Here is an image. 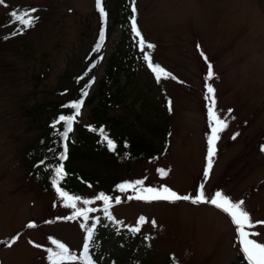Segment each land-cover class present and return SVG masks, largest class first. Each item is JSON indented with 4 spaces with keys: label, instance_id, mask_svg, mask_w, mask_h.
<instances>
[{
    "label": "rangeland",
    "instance_id": "374dc122",
    "mask_svg": "<svg viewBox=\"0 0 264 264\" xmlns=\"http://www.w3.org/2000/svg\"><path fill=\"white\" fill-rule=\"evenodd\" d=\"M104 3L109 13L107 35L103 32L106 42L90 74L83 71L81 62L99 32L96 0L0 3V240L18 233L11 245L0 244V264H49L46 250L55 247L52 240L65 243L73 254L82 251L86 231L81 224L92 221L67 219L74 209L65 206L54 188L45 189L34 180L25 153L50 115L45 105L64 99V89L80 72L91 78L84 97L91 96L118 45L120 51L129 47L137 64L130 79L120 74L121 102L110 106L107 115L130 127L138 112L151 124L144 128L138 123V128L153 142L157 139L162 149L159 157L116 165L113 179L144 180L145 187L166 185L192 198L203 185L205 197L219 191L233 202L243 201L241 207L255 225L245 231L259 233L250 238L264 243V223H256L264 222V0H135L137 27L146 44L155 45L144 51L170 73L168 77L161 74L159 82L131 30L133 0ZM31 9H36L32 15L38 17L31 27L25 28L10 15L23 16ZM209 63L214 78L208 83L215 89L216 110L227 119V127L219 133L205 178ZM106 83L105 88L113 86ZM92 104H82L81 124L91 119ZM77 136L74 126L69 137L75 141ZM106 191L121 202L109 210L120 223L109 220L114 227L105 242L104 263L117 250V240L138 227V237L143 235L138 241L147 245L145 258L141 253L137 256L143 264H248L237 226L215 205L136 199L138 193L132 189ZM100 192L87 186L83 198L92 199ZM87 207L97 209L90 217L104 215L102 201ZM140 217L145 219L138 225ZM30 223L34 226L28 227ZM115 261L133 264L126 252L121 261Z\"/></svg>",
    "mask_w": 264,
    "mask_h": 264
},
{
    "label": "trees",
    "instance_id": "16d2710c",
    "mask_svg": "<svg viewBox=\"0 0 264 264\" xmlns=\"http://www.w3.org/2000/svg\"><path fill=\"white\" fill-rule=\"evenodd\" d=\"M102 4L105 8L104 0ZM105 10L109 15L107 8ZM93 41L81 62L83 71L85 70L88 74L97 65L100 57V50L96 51L97 41L95 39ZM112 51L106 61L103 75L97 83L96 91L91 96L82 99L84 105L93 102L90 109L91 119L87 125H84L79 122V115L75 116L74 126L77 127L78 133L75 141H72L69 137L72 130L68 132L67 139H63V122L56 123V121L62 115L65 117L75 115V110L71 106L82 98L83 89L89 85V76L84 72L74 74L75 80L70 88L66 87L64 89L65 94L63 96L65 98L45 105L46 109L51 110L50 115L46 117V122L37 141L33 142L25 153V157L30 163V174L45 189L54 188L51 182L53 173L46 166L38 165V161L43 160L45 165L56 166L60 163L58 157L64 152L65 145L67 147V158L63 160V166L67 176L61 182V187L69 194L81 197L85 195L84 192L87 186L98 188L102 192L108 188H111V191L107 190L110 192L117 189V185L125 182L120 177L116 180L113 179L116 165L121 164V162L159 157L162 146L160 142H157V139L154 138L153 142L147 133L138 128V123L143 125L144 128L151 126V124H148L149 122H145V119L140 118L138 112H135L136 117L133 121H130V127L129 125L120 124L117 118L107 115L110 106L121 102L120 92L123 86L119 83L120 74L126 73L130 79L137 64L136 55L129 47L122 48L120 51L118 45ZM108 81L113 86L105 88ZM101 128L104 129L105 135L114 142L113 150L109 149L107 140L101 136L99 132ZM109 176L112 177L113 181H110ZM95 217L98 218V222L95 228L94 243L89 248V256L93 264H118L115 259L121 261L125 252L128 253V260L131 263L135 264L141 261V264H143V260H138L137 256L141 253L145 258L147 245H141V241L138 240L143 235L139 238L136 231L127 232L120 237L116 242L117 250L111 254L110 260H106V263H104L102 254L105 250V242L109 239V231L114 226L104 215L100 217L97 213ZM17 234L16 232L11 236L2 238L0 240L1 246L11 245L18 238ZM123 247L124 250L120 253ZM142 247L144 250L141 252ZM75 264H82V262L77 260Z\"/></svg>",
    "mask_w": 264,
    "mask_h": 264
},
{
    "label": "snow or ice",
    "instance_id": "6c2138e0",
    "mask_svg": "<svg viewBox=\"0 0 264 264\" xmlns=\"http://www.w3.org/2000/svg\"><path fill=\"white\" fill-rule=\"evenodd\" d=\"M0 3H3V0H0ZM96 5L98 11L101 14L102 20H106L108 14L105 8L103 7L102 0H96ZM132 11H133V16L130 21L131 30L133 34L137 38H139L138 47L143 52V59L148 63V67L156 75L157 81L159 82V80L161 79V74H163L164 77H168L170 73L166 72V70L163 69L159 64H154L152 62L149 52L144 51L145 47H147L148 49H153L155 45L151 43L146 44L144 37L142 36L140 30L137 27V22L135 17V12H136L135 0H133ZM35 12L36 9H31L28 12L24 13L23 16L16 12H12L10 15L15 20L20 21L23 24V26L27 28V27H31L32 24L35 22V20L38 19V17L32 15V13ZM103 38H104V33H103V29H101V36H100V40L98 41L96 51H99L100 48L103 46L102 44ZM213 78H214L213 65L209 63L208 71L206 75L205 99L206 101H208L207 114L210 125V135H208L207 137L208 150L206 157L207 163L204 171L205 178H207L212 168L213 157L215 156L216 153V147H215L216 141L219 140L220 138L219 133L227 127V119L222 118L216 110L215 89L211 86V84L208 83V81L212 80ZM82 95L86 96L87 91H84ZM82 103L83 101L81 100L80 102H77L76 104L71 106L75 110V115L67 116V117L62 115L56 121V123L63 122L64 132L62 136L63 139L65 140L67 139L68 132L72 130L71 125L75 119V116L79 115V110L80 107L82 106ZM168 105H169V111H171L170 100L168 101ZM229 112H231V109H229ZM99 132L101 136L105 140H107L109 149L113 150L114 142L105 135L104 129L103 128L99 129ZM261 150L264 151V146H261ZM66 154H67V147L65 145L64 152H62L58 157L60 161L59 164L53 167L51 165H45V162L41 160L38 161V165L46 166L53 173L51 182L58 196L64 201L65 206L74 209L72 216L68 217L67 219H75L77 217H80L86 222L91 220L92 223L81 224V228L85 229L86 231V237H85L86 242L82 246V252L79 255L73 254L70 248L65 243L57 240H52V244L55 247L48 248L46 250L48 253L47 259L49 261V264H75L77 260L81 261L82 264H93V261L89 256V248L92 247V244L94 243V234H95V228L98 222V218L89 216V213L96 212L97 209L87 206L95 203L96 201H102L104 216L109 220H113L116 223H120L119 221L114 220V217L109 210L112 207L113 203L116 204L120 203L121 198L119 196L113 198L103 192L98 193L92 199L83 198L75 194H69L68 191L64 190L61 187V182L67 176V173L65 172L63 166V160L67 158ZM158 172L162 176L167 175V172L164 169H158ZM116 187L117 190L120 192H126L129 189L136 191L138 193L135 197L136 199H142L147 201L166 200L170 202L177 200H191L192 203L208 202L215 205L217 208H220L224 212L228 213L233 223L237 226V233L241 246V251L243 252L244 257L247 260L248 264H264V243L258 242L256 239L250 238L252 236H258L260 234L257 232L245 231V227L252 228L255 225L251 221L249 213L243 210V208L241 207L243 201L233 202L229 197H227L226 195L222 194L219 191L216 192L213 196L205 197L203 193V185L200 186V191L195 195V198H192L188 195H180L166 185H161L159 188L145 187L144 180L125 181L117 185ZM128 198L131 199L132 197H128ZM78 203L83 206L78 207L77 206ZM144 219H145L144 217H140L139 220L137 221V224L139 225L143 223ZM153 223H155V221H153ZM256 223H264V222H256ZM33 226L34 225H32L31 223L28 225V227H33ZM131 230L135 232V231H139V228L134 227Z\"/></svg>",
    "mask_w": 264,
    "mask_h": 264
}]
</instances>
